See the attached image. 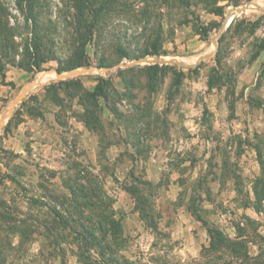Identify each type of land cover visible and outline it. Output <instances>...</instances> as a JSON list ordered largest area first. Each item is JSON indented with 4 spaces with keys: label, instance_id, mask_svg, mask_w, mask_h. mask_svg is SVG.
Instances as JSON below:
<instances>
[{
    "label": "rangeland",
    "instance_id": "374dc122",
    "mask_svg": "<svg viewBox=\"0 0 264 264\" xmlns=\"http://www.w3.org/2000/svg\"><path fill=\"white\" fill-rule=\"evenodd\" d=\"M73 1L0 0V264H264V11L219 31L264 0H110L58 73ZM142 57L183 63L126 88ZM191 210L253 260L204 252Z\"/></svg>",
    "mask_w": 264,
    "mask_h": 264
},
{
    "label": "trees",
    "instance_id": "16d2710c",
    "mask_svg": "<svg viewBox=\"0 0 264 264\" xmlns=\"http://www.w3.org/2000/svg\"><path fill=\"white\" fill-rule=\"evenodd\" d=\"M40 0H34L35 3L39 2ZM25 2L29 5L28 10L29 12H33L35 10V4H32L33 0H25ZM73 3L75 4V12L73 15V18L76 21V28H78L79 33V39L83 37L85 40L84 42L81 39L80 43V49L75 53V56L73 60H71V63L65 67V68H59L58 73H61L62 71H65L64 69L73 70L83 67L90 66V59L87 57V55L84 52L85 43L89 41V39L92 37L93 33L97 32L96 26L99 23L100 16L102 12L106 9L108 4H111L110 0H74ZM236 5L237 3L234 2ZM40 8V6H39ZM36 16L33 14L30 17V21L35 24ZM36 41V37L34 38ZM38 45L36 46V49L38 50L39 45V37L37 38ZM157 53L154 52V55ZM123 58H128L129 54L124 53L122 55ZM158 65L148 66L143 68L142 70L139 69V73L141 74V78L138 77L136 69L134 68H128L123 71H119L120 77H122V81L124 82V85L126 88L132 89L136 86L137 83L140 84V86H145L146 88H149L151 85L150 83L154 81V78L156 77L157 73L161 70ZM125 75V77H124ZM143 78V80H142ZM102 79H99L98 83L94 87V92L91 94V96L94 97H103L104 91L101 87ZM143 81V82H142ZM192 211V210H191ZM192 214L194 212L192 211ZM195 215V214H194ZM195 218L201 222L202 226L206 228V233L209 237V246L204 249V252L206 253H214L213 255H226L227 253L230 255L232 259H237L238 257H243L244 259H249L252 261L253 259H250L247 252H246V246L241 241H234L229 239L228 237H225L222 232L214 228L213 226L208 225L205 221L201 220L198 216L195 215ZM239 233V232H238ZM220 249L223 250L225 254H222ZM264 256V254H262Z\"/></svg>",
    "mask_w": 264,
    "mask_h": 264
},
{
    "label": "water",
    "instance_id": "95a60500",
    "mask_svg": "<svg viewBox=\"0 0 264 264\" xmlns=\"http://www.w3.org/2000/svg\"><path fill=\"white\" fill-rule=\"evenodd\" d=\"M250 5V3H247L243 6H239V7H236V6H232L230 10H227L225 15H224V18L220 24V27H219V31H223L228 25H226L225 21L229 18L231 19L233 17V14L234 13H237V14H240L242 13V11L244 9H246L248 6ZM264 11V9H263ZM230 24V22H229ZM149 62L146 61V58L145 57H142V58H139V59H134L132 61H130L129 63L127 64H119L117 65L115 68H129V67H134V66H138L140 64H148ZM153 63H158L160 65H182L181 62H178V61H171V60H165L164 58H161V57H158L156 58ZM104 72H108L110 71V69H105V70H102ZM77 72H73L72 74H75ZM57 77L58 78H63V76H60L57 74ZM35 81H33L34 83ZM23 97V94H19V96L13 101V103L19 101L21 98ZM2 125V122H0V126Z\"/></svg>",
    "mask_w": 264,
    "mask_h": 264
},
{
    "label": "bare ground",
    "instance_id": "6f19581e",
    "mask_svg": "<svg viewBox=\"0 0 264 264\" xmlns=\"http://www.w3.org/2000/svg\"><path fill=\"white\" fill-rule=\"evenodd\" d=\"M231 9V7L228 9V10H230ZM264 9V2H252V3H250V5L246 8V9H244L243 11H242V13H240V14H249V13H251V12H255V11H262ZM236 15H238L237 13H234L233 14V17L231 18V19H227L226 21H225V23H226V25H228L229 24V22H231L233 19H234V17L236 16ZM156 58H146V61L147 62H149V63H151V62H153L154 60H155ZM165 60H168L167 58H164ZM177 61H179V60H177ZM180 62H182V61H180ZM183 63V62H182ZM50 75H45V74H40V75H38V77L36 78V80H35V82H34V84H41V83H43L48 77H49Z\"/></svg>",
    "mask_w": 264,
    "mask_h": 264
}]
</instances>
